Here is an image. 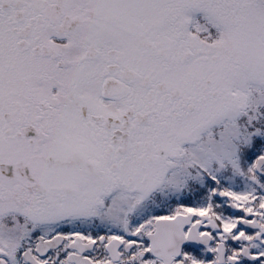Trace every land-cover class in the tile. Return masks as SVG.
Here are the masks:
<instances>
[{
	"label": "snow or ice",
	"instance_id": "snow-or-ice-1",
	"mask_svg": "<svg viewBox=\"0 0 264 264\" xmlns=\"http://www.w3.org/2000/svg\"><path fill=\"white\" fill-rule=\"evenodd\" d=\"M0 264H264V0H0Z\"/></svg>",
	"mask_w": 264,
	"mask_h": 264
}]
</instances>
